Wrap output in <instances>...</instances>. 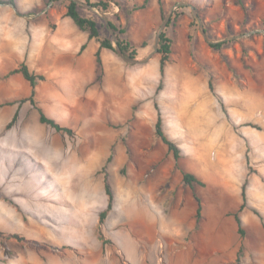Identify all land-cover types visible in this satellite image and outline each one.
I'll return each mask as SVG.
<instances>
[{
  "label": "rangeland",
  "instance_id": "obj_1",
  "mask_svg": "<svg viewBox=\"0 0 264 264\" xmlns=\"http://www.w3.org/2000/svg\"><path fill=\"white\" fill-rule=\"evenodd\" d=\"M9 1L0 0V264H264V219L250 206L245 211L252 218L243 211L242 239L232 216L242 204L245 181L251 205L260 202L264 191V0H165L167 15L178 4L187 5L176 7L182 15L167 30L173 40L167 82L165 77L157 96L156 89L147 90L151 93L145 99L159 103L165 131L183 151L181 168L205 184L194 189L203 201L199 224L193 191L183 183L166 145L156 139L152 151L138 154L136 146L144 139H133L134 120L87 123L86 110L76 117L62 106L60 91L55 97L53 85L45 81L37 86V103L74 135L39 122L37 110L25 101L30 84L19 74L6 75L23 62L36 72L30 67L39 61L31 51L35 32H53L56 16L66 14L68 2ZM107 1V13L87 6L80 13L98 23L118 15L133 43H147L138 58L148 62L155 56L149 65L157 63L159 76L155 45L162 20L157 0L135 12L134 5L143 0ZM201 23L210 40L226 43L222 49L210 47ZM92 51L88 55L93 57ZM211 78L215 93L209 89ZM96 83L105 95L103 74ZM192 87L195 91L188 90ZM17 111V121L7 129ZM135 167L139 182L148 185L156 200L148 220L134 214L126 194L137 176ZM105 179L115 201L100 239ZM91 203L98 208L89 209ZM175 212L180 227L178 220L169 219L164 227L159 216L170 218ZM151 216L154 222L147 227ZM248 245L255 250L251 255Z\"/></svg>",
  "mask_w": 264,
  "mask_h": 264
},
{
  "label": "crops",
  "instance_id": "obj_2",
  "mask_svg": "<svg viewBox=\"0 0 264 264\" xmlns=\"http://www.w3.org/2000/svg\"><path fill=\"white\" fill-rule=\"evenodd\" d=\"M56 19V29L53 32L48 30L35 32V44L34 47L32 45L31 51L35 57L39 56V61L37 63L34 59L35 63L32 62L30 67H33L36 73L46 76V82L53 85L55 97V93L60 91L62 106L69 109L71 113H75L76 117H80L81 109L86 110V117L89 118L87 123L120 125L134 117L132 137L135 141L144 139L142 146H136L138 154L152 151V145L155 142L154 131L157 111L154 102H148L145 98L149 96L147 93L157 89L161 78L160 71L159 76L155 73L157 63L152 66L149 65L155 56L150 61H145L146 63L142 60L144 57H140L138 58L140 63L127 65L114 51L106 48L101 49L100 44L95 39L90 40L88 33L78 28L66 14H59ZM130 40L132 41V38ZM85 44L86 49L81 51ZM91 48L93 57L88 55ZM98 51L101 53V67L98 66L96 58ZM156 56L159 57L160 62V55L157 54ZM168 69H166V82ZM101 74L104 75V82L108 85H106L107 92L105 95L99 94V87L96 83ZM183 78L184 75L182 74ZM188 90L195 91V88L192 87ZM138 104V108L134 109L135 105ZM152 107H154V111ZM76 121L79 122V119L74 120V122ZM168 170L170 172V169ZM166 171L165 175L162 174L165 178L164 181L168 178ZM132 172L137 176L128 184L126 194L130 199L134 214L148 220L150 205L155 204L156 200L153 192L150 193L148 185L139 182L137 167ZM171 189L169 187L168 191ZM260 196L262 199L259 200L258 204L254 202L251 205L248 202V206L259 210L264 219V191L260 192ZM89 205L91 206L89 209L98 208L95 203ZM243 215L248 219L252 218L247 211ZM178 216L180 217V214L175 212L170 214V218L162 215L159 218L157 216V218L160 219L164 227L167 225L168 219L169 221L178 220L176 225L180 227L182 223ZM153 220L154 218L149 222L145 221V225L148 227L153 224ZM253 223L257 226L254 220ZM172 225L173 223L170 227ZM177 231L183 232L180 229ZM247 249L249 255L255 251L252 245H248ZM210 263L217 262L211 260Z\"/></svg>",
  "mask_w": 264,
  "mask_h": 264
},
{
  "label": "trees",
  "instance_id": "obj_3",
  "mask_svg": "<svg viewBox=\"0 0 264 264\" xmlns=\"http://www.w3.org/2000/svg\"><path fill=\"white\" fill-rule=\"evenodd\" d=\"M55 1H61V0H55ZM64 1L68 2L66 5V16L70 17L78 26V28H80L84 32H87L90 40L95 39L100 44L101 49L106 48L115 52V44H117L126 58L131 60H136L139 57V49H145L147 47L146 42H143L140 46H137L127 37V30L122 26L121 20L119 19L118 15H116V20L109 19V23H105L104 21H102V23H98V21L94 17L84 16L80 13L79 9L82 8V5H79L72 0H64ZM84 1L93 8L102 10L105 13L109 12L111 8L110 2H108L107 0H96L95 2H92L91 0H84ZM149 1L150 0H144L141 5L135 4L133 7V12L146 9L148 7ZM9 2L13 3L14 1L10 0ZM157 5L159 9L160 18L163 22V20L167 15L166 2L165 0H157ZM181 15L182 14L179 11H174L166 29L161 34L159 39L157 54L160 55L159 71L161 78L156 89V93H155L156 96L159 95V93L163 90L164 79L166 77V69L168 64L171 63L173 40L168 35L167 30L173 25V23L176 22V20L179 17H181ZM109 26L113 29L115 37H113V35L110 33ZM225 44L226 43H220V44L210 45V47L214 50H220ZM86 47H87L86 44L83 45L81 51H84ZM96 58H97L98 66L101 67L102 59H101L100 51L96 53ZM15 74L21 75L30 84L31 95L27 99H25V101L30 102V104L37 110L39 114V122L43 125H47L55 129L57 132L67 134L70 137L73 136L74 135L73 129L69 127L61 126L59 123L56 122L55 119L47 116V114L44 112V110L39 106V104L36 101L37 86L41 82L46 81V76L44 74L31 71L25 62L21 63L18 67L11 70L6 76L8 77ZM209 89L212 93H215L212 78L209 81ZM154 107L157 111V120L155 123V131H154L155 142L156 139H158L161 140L164 145H166L168 152L173 155L176 161V168L182 171L183 183L193 191V198L195 199L197 204L195 219L196 222L199 224L203 216V201L200 198V196L195 192L194 189L196 185L204 187L205 184L196 175H194L191 172L185 171L181 168L179 161L183 156V151L181 147L177 143H175L166 133L164 128V118L157 100H154ZM18 115L19 113L17 111L12 117L11 121L7 124L6 127L7 129H11L14 126L15 122L17 121ZM132 120H134V117L131 119V121ZM247 126H252L256 128V126L254 125H247ZM110 160H111V156L108 158V161ZM104 187H105V193L107 195V206L99 214L98 236L100 239L103 238L101 232V226L105 223L108 215L112 212L115 201L113 189L107 179H105ZM246 188H247V181H245V183L242 186V192H241L242 204L240 205L237 212L232 213V216L237 226V232L242 239L246 237V231L241 218V213L246 209H250V207L248 206ZM251 210L254 212L255 215H257L263 221L262 214L257 209L251 208ZM263 227H264V222H263ZM3 236H4L3 232L0 231V238ZM10 237L13 239L19 238V236L16 234L11 235Z\"/></svg>",
  "mask_w": 264,
  "mask_h": 264
},
{
  "label": "water",
  "instance_id": "obj_4",
  "mask_svg": "<svg viewBox=\"0 0 264 264\" xmlns=\"http://www.w3.org/2000/svg\"><path fill=\"white\" fill-rule=\"evenodd\" d=\"M54 1H55V0H51L50 6L52 5V3H53ZM72 1H74L75 3H77V4H79V5L87 6L88 8L93 9L92 6H90V5H86V4H84V3H83L82 1H80V0H72ZM186 5H187L186 3H181V4H178L177 6H186ZM177 6H176V7H177ZM176 7H173V8L170 10L169 14L166 16V18L163 20L162 24L160 25V28H159V31H158V33H157V37H156V45H155V53H156V54L158 53V43H159L160 36H161V34L164 32V30L166 29V27H167V25H168V23H169V21H170V19H171V16H172L174 10L176 9ZM192 11L195 13V15H197L196 12H195V9H194V8H192ZM104 20L106 21V23H109V21H108V19H107L106 17H104ZM109 31H110V33L113 35V37H115V36H114L113 29H112L110 26H109ZM201 31H202V35L204 36L205 40H206L210 45H214V44H218V43L223 42V40H219V41H212V40H210V39L207 37L206 31L204 30L202 23H201ZM115 53H116V54H117V55H118V56H119L124 62H126V63H129V64H138V63H140V61H138V59H136V60H131V59L126 58L125 55L123 54L122 50L120 49V47H119L117 44H115Z\"/></svg>",
  "mask_w": 264,
  "mask_h": 264
}]
</instances>
